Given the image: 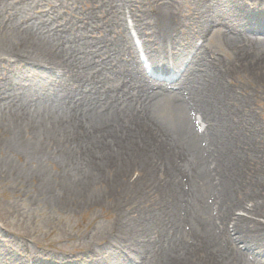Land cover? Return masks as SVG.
<instances>
[{
	"label": "bare ground",
	"instance_id": "6f19581e",
	"mask_svg": "<svg viewBox=\"0 0 264 264\" xmlns=\"http://www.w3.org/2000/svg\"><path fill=\"white\" fill-rule=\"evenodd\" d=\"M95 25L106 34L89 36ZM258 32L264 0H0V174L39 179L50 208L110 200L121 216L105 256L7 236L0 264H264V146L251 139L264 124L230 83L264 66L246 62L264 58ZM218 36L238 61L213 56ZM157 177L164 205L97 190ZM137 210L144 220L126 217Z\"/></svg>",
	"mask_w": 264,
	"mask_h": 264
},
{
	"label": "rangeland",
	"instance_id": "374dc122",
	"mask_svg": "<svg viewBox=\"0 0 264 264\" xmlns=\"http://www.w3.org/2000/svg\"><path fill=\"white\" fill-rule=\"evenodd\" d=\"M192 1V0H190ZM186 4V0H179L180 9L183 10ZM87 5H82L80 9L72 10L77 12L78 10L85 9ZM89 6V5H88ZM145 6V5H144ZM76 8V7H75ZM77 10V11H76ZM59 13L58 20L66 14V11L62 8ZM34 15H41L38 10L33 12ZM77 14V13H76ZM46 18L45 11L41 15ZM68 19V17H65ZM57 20V18H56ZM130 23V22H129ZM91 30V31H90ZM88 32L89 36L100 37L104 36L106 32L98 26L90 27ZM191 39L192 44H198V40L195 34H186ZM259 38L264 37V33H255ZM185 36V35H184ZM187 37H183L186 38ZM209 50L213 51V56L219 58L225 62L238 61L236 53L231 49L223 39L218 36L207 45ZM212 56V57H213ZM264 59V58H263ZM263 59L255 57V59L247 58L246 62L264 64ZM245 62V61H244ZM246 63V64H247ZM3 72L0 69V73ZM1 76V75H0ZM244 76L241 72L231 79L230 83L232 86L241 91L243 94H249L251 96V110L254 112L256 120L264 124V94H262V86L264 84V66L251 72V75L247 73ZM261 86V87H260ZM254 141L256 149H262L264 146V130H260L256 135L251 138ZM262 143V145H261ZM253 146V143L251 144ZM5 154L1 152L0 158L4 157ZM12 160L16 163L24 161L22 156L14 155ZM259 167L264 172V164L262 160L259 161ZM29 167V165H26ZM132 166V163H131ZM136 168V167H134ZM51 171H56L58 166L48 167ZM133 178L137 177V174L133 172ZM261 171V172H262ZM260 176L264 178V173H260ZM127 180V179H125ZM157 185H155V179H144L142 183H137L135 186L130 188L115 189L116 182H109L108 184L103 183L97 186V190L102 192L114 193L121 192L128 198H139L144 202L147 207L153 206V203L164 205L162 203L165 199H161L159 189V178ZM39 179L36 177L30 183H24L22 185L12 184L11 179L4 177L0 174V242L9 245L8 237H14V239L25 240L29 245L36 247L40 251H47L56 253L58 251H65L70 258L77 261L81 258H86L91 251H99L102 255H107L105 252L109 250L111 246V236L113 231L119 230L121 223V216L119 211L113 210L109 201L102 200L104 205L96 206L92 208H85L81 211H70L57 208H50L45 205L42 201L38 200L36 196H33L35 191H39L38 186ZM118 187V186H117ZM122 188V189H121ZM167 194H169L167 192ZM124 212L130 211L128 207ZM132 211V210H131ZM147 211H144V215H140V211H133L126 213L128 218H136L137 220H144ZM123 217V216H122ZM117 232V231H116ZM112 234V235H111ZM8 236V237H7ZM13 240V239H12Z\"/></svg>",
	"mask_w": 264,
	"mask_h": 264
}]
</instances>
